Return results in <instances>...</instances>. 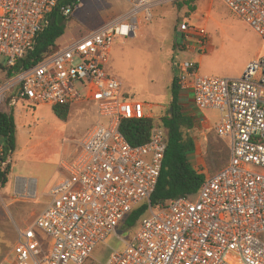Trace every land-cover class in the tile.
I'll list each match as a JSON object with an SVG mask.
<instances>
[{
	"label": "built area",
	"instance_id": "2783aa9c",
	"mask_svg": "<svg viewBox=\"0 0 264 264\" xmlns=\"http://www.w3.org/2000/svg\"><path fill=\"white\" fill-rule=\"evenodd\" d=\"M122 15L60 47L10 82L18 100L72 106L90 101L98 120L79 154L63 159L67 176L49 191L51 200L34 223L18 228L14 264H264V55L241 78L202 74L196 61L178 64L180 91H190L200 110L217 109L216 133L231 140L230 160L206 177L194 195L151 204L167 150V133L153 128L145 143L132 145L121 131L127 119L147 117L145 104L129 100L122 82L107 70L113 46L137 37L155 6L177 0H124ZM264 41V0H223ZM59 0H0V56L9 65L34 47ZM67 17L72 7L63 9ZM188 49H206L208 32L182 22ZM1 89V88H0ZM13 151L0 143V168ZM256 168H262V171ZM27 193V192H24ZM148 203L132 237L102 263L95 247L117 233L125 217ZM35 227L52 237L45 250Z\"/></svg>",
	"mask_w": 264,
	"mask_h": 264
},
{
	"label": "rangeland",
	"instance_id": "374dc122",
	"mask_svg": "<svg viewBox=\"0 0 264 264\" xmlns=\"http://www.w3.org/2000/svg\"><path fill=\"white\" fill-rule=\"evenodd\" d=\"M192 5L195 11L175 2L155 6L152 18L141 23L138 36L118 41L110 55L107 70L123 83L126 97L143 102L157 121L170 106L171 85L179 74L180 62L191 59L198 63L202 74L237 79L243 76L250 62L264 55L262 37L223 0H195ZM126 9L124 0H81L66 17L65 34L58 44L67 45ZM182 22L206 28V49L185 47L188 43L198 44V38L189 37L184 42L180 30ZM13 79H7L0 68V110L13 111L17 126L15 146L8 163L11 173L7 183L0 185V264H14L11 261L18 228L33 224L48 205L51 200L48 193L53 184L51 175L57 163L69 158L94 124L92 114L84 105L69 106L60 116L48 104L25 100L11 104L16 94V89L10 87ZM202 112L212 125L220 119L217 109ZM196 120L195 134L202 152L200 160L205 163L202 171L208 176L228 163L230 140L220 137L214 128H204ZM256 169L262 171V168ZM30 179L36 180L34 195L18 189L19 182ZM35 229L40 244L48 250L52 237L41 228ZM131 237L132 230L120 226L116 234L95 247L93 258L105 263L114 250L123 249L124 241ZM259 237L264 240V233Z\"/></svg>",
	"mask_w": 264,
	"mask_h": 264
},
{
	"label": "trees",
	"instance_id": "16d2710c",
	"mask_svg": "<svg viewBox=\"0 0 264 264\" xmlns=\"http://www.w3.org/2000/svg\"><path fill=\"white\" fill-rule=\"evenodd\" d=\"M81 0H59L57 6L49 14V24L37 36L34 47L19 59L14 65H9L5 58L0 62V68L6 73L7 79L15 78L23 68H29L40 62L46 56L56 52L61 46L58 40L65 34L66 18L63 24L58 23V18L67 6H75ZM195 0H177L179 6H188L195 11L192 5ZM71 12V13H72ZM70 13V14H71ZM171 102L158 121L145 117L142 119H127L121 123V131L132 145H139L149 140L152 130L162 126L167 133V150L163 161L162 171L156 190L151 196V204L165 203L179 196L196 194L206 179V174L197 170L188 158L196 150L195 119L185 112L180 101V87L178 77L173 79L171 85ZM9 102V101H8ZM56 114L62 116L63 110L69 106L53 107ZM16 120L13 111L0 110V137L4 141L7 151L14 150L16 141ZM11 173L10 164L5 169L0 168V185L8 181ZM148 203H142L134 208L122 221V229H135L140 220L146 215Z\"/></svg>",
	"mask_w": 264,
	"mask_h": 264
},
{
	"label": "crops",
	"instance_id": "0c3cea01",
	"mask_svg": "<svg viewBox=\"0 0 264 264\" xmlns=\"http://www.w3.org/2000/svg\"><path fill=\"white\" fill-rule=\"evenodd\" d=\"M126 2V1H125ZM126 7H127V9H128V7H129V4L126 2ZM127 9H126V11H127ZM125 11V12H126ZM124 13V12H123ZM122 13V14H123ZM122 14H119L118 16H120V15H122ZM118 16H116V17H118ZM116 17H114V18H116ZM113 18V19H114ZM112 20V19H111ZM110 21V20H109ZM115 46V45H114ZM114 46H113V48H114ZM113 48H112V50H111V53H112V51H113ZM194 50H191L190 52H193ZM111 53H110V55H111ZM122 85H123V83H122ZM123 87V86H122ZM180 101H181V103H182V105H183V107H184V110H185V112H187L188 114H190V115H192L193 117H194V119L196 120L197 118V120H199L201 123H202V125H203V127L204 128H207V129H210V128H214L215 129V126H216V124L218 123V122H216L214 125H212L211 123H209L208 121H207V119L205 118V113L204 112H202V110H200V109H198L197 107H196V105L194 104V100H193V95H192V93L190 92V91H180ZM77 105H84L85 106V108L92 114V116H93V122L92 123H96L97 122V120H98V114H97V109H96V105L93 103V102H90V101H86V102H82V103H79V104H77ZM145 111H146V115H147V117H151L152 118V112H150L149 111V108L145 105ZM196 120V121H197ZM93 124V125H94ZM92 125V126H93ZM92 126L90 127V128H88V130L86 131V133H85V135H84V137L83 138H81L80 139V145H81V142H82V140L86 137V135L88 134V132L90 131V129L92 128ZM230 140V139H229ZM3 140H2V138L0 137V143H3L2 142ZM80 145H79V147L77 148V149H75L74 151H72L71 153H70V156H69V158L68 159H66V160H71V159H73V158H75L78 154H79V152H80ZM228 147H229V150H230V147H231V140L229 141V145H228ZM201 143L198 141V140H196V150L193 152V153H190L189 155H188V158H189V160L191 161V163H192V165L197 169V170H199V171H201V172H203L202 171V168L204 167V162H201V160H200V158L202 157V155H201ZM63 160V159H62ZM62 160L59 162V163H57V165H56V167H55V169H54V171L52 172V175H51V181H52V186L53 185H55L57 182H59V181H61L64 177H66L67 176V172H66V170L61 166V162H62ZM229 160H230V158H229ZM229 162V161H228ZM226 166V165H225ZM222 169V168H221ZM215 173V172H214ZM212 175V174H211ZM209 176V175H208ZM207 177V176H206ZM51 186V187H52ZM51 189V188H50ZM49 194V193H48Z\"/></svg>",
	"mask_w": 264,
	"mask_h": 264
},
{
	"label": "bare ground",
	"instance_id": "6f19581e",
	"mask_svg": "<svg viewBox=\"0 0 264 264\" xmlns=\"http://www.w3.org/2000/svg\"><path fill=\"white\" fill-rule=\"evenodd\" d=\"M36 188V180L30 179L27 181L19 182L18 189L21 190V192H29L30 195H34ZM28 195V194H25Z\"/></svg>",
	"mask_w": 264,
	"mask_h": 264
},
{
	"label": "water",
	"instance_id": "95a60500",
	"mask_svg": "<svg viewBox=\"0 0 264 264\" xmlns=\"http://www.w3.org/2000/svg\"><path fill=\"white\" fill-rule=\"evenodd\" d=\"M65 18H66L65 14L61 13V14L59 15V18H58V23H59L60 25H62V24H63V21L65 20Z\"/></svg>",
	"mask_w": 264,
	"mask_h": 264
}]
</instances>
